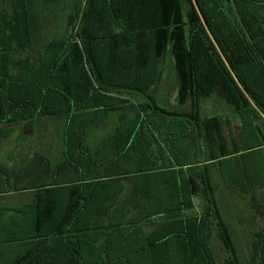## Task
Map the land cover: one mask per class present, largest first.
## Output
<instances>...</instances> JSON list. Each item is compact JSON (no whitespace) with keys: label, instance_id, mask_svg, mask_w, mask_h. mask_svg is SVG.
<instances>
[{"label":"trees","instance_id":"trees-1","mask_svg":"<svg viewBox=\"0 0 264 264\" xmlns=\"http://www.w3.org/2000/svg\"><path fill=\"white\" fill-rule=\"evenodd\" d=\"M169 56L181 110L159 88ZM44 118L60 158L0 170V195L24 196L0 205V264H264V225L244 254L217 203L229 190L264 223V0H0V168L12 128Z\"/></svg>","mask_w":264,"mask_h":264},{"label":"rangeland","instance_id":"rangeland-1","mask_svg":"<svg viewBox=\"0 0 264 264\" xmlns=\"http://www.w3.org/2000/svg\"><path fill=\"white\" fill-rule=\"evenodd\" d=\"M71 19L66 22V27L71 31L72 29V17ZM55 30V28H54ZM60 32L65 31V23L60 26L59 28ZM172 56V55H171ZM169 56V59L164 65V71L161 75L162 82L161 84H165L167 87H170V90L168 91V98H167V105L172 110H181L182 109V103L178 99V94L180 93L179 90L174 89L175 81H176V75L174 71V60L173 57ZM217 100V98H216ZM211 102V101H210ZM208 107L201 108L202 115L205 114L203 112H206V115L211 116L214 112H225V106H221L217 103L214 105ZM214 110V111H213ZM201 115V116H202ZM116 120L112 121L109 120L106 122V124L97 129L96 127H92L88 133V140L93 143V145L98 146L101 143V140L106 137L112 128L115 126ZM234 125V126H233ZM232 127L222 129V136H223V142L226 144H231L232 140L230 138H236L237 142L241 143V136H240V128L236 127L235 124H233ZM62 129V121L57 119H49L44 118L42 120H39L34 123L33 125V133L32 134H24L25 130L21 125H16L12 128L13 132L11 137L7 138L3 142L2 151H1V160L5 164V166H2L0 168L1 171L7 172L8 168L16 167V163H20V161L24 159L27 160L26 157L29 155H33L35 153H40L44 156H47L49 158L59 159L60 153H61V146H60V133ZM236 147H238L236 145ZM239 149V148H237ZM219 152V150L215 151ZM261 157L264 161V150H262ZM249 157V156H248ZM247 161V157L245 158H235L233 161H231V164L235 166L237 169L240 168L242 170V165H244V162ZM35 171H32L33 173ZM30 175H27V177ZM219 183V182H218ZM224 190V189H223ZM226 192V196L229 197L228 201H222L217 202L219 205V208L222 213H224V217L230 222L231 225H235L236 231V245L238 248H240L241 252L250 251V234L248 233L249 229H252L251 222L254 220V218H257L258 221L256 222L257 227H263V219L260 218L261 216L254 217L249 214L248 211V203L246 202V199L244 202H240V199H236V197H232L230 195L229 190H224ZM232 194V193H231ZM255 197H258L259 199L264 200V187L262 189H259ZM24 199L23 194H2L0 195V205H10L18 201H22ZM221 199V198H220ZM243 201V200H242ZM194 204L196 205L197 209H193V212H196L200 214L202 212V209L199 205V200L197 198L193 199ZM259 202H262L259 200ZM264 213V212H263ZM256 216V215H255ZM239 222V223H238ZM215 222L212 223V228L214 227ZM250 231V230H249ZM212 234H216L214 230L212 231ZM219 241H212L211 245L215 246L216 248L219 247ZM218 254L220 256H223L222 251H218ZM245 254V253H244ZM220 259V263L222 261L223 257H218ZM219 263V261H218Z\"/></svg>","mask_w":264,"mask_h":264},{"label":"crops","instance_id":"crops-1","mask_svg":"<svg viewBox=\"0 0 264 264\" xmlns=\"http://www.w3.org/2000/svg\"><path fill=\"white\" fill-rule=\"evenodd\" d=\"M163 87H167V86H163V83L159 86V88H163ZM194 209H197V207H196V205L194 204ZM154 223V222H153ZM149 224V225H147L146 227H145V232L146 233H151V232H153V231H155L156 230V228H158V227H156V226H154V224ZM213 231V230H212ZM211 240L213 241H216L217 242V237H216V234H212V236H211ZM219 248V247H218ZM222 251L223 252V256H220V254H218V251ZM243 253H246V252H243ZM214 254H215V256H216V254H217V257H223L224 259H226L227 258V253H226V251L225 250H223L222 248H219L218 250H216V249H214ZM158 256H164V257H166V256H168V255H170V253L169 252H160V253H158L157 254ZM217 264H223V261H221V263H220V260H219V263L217 262Z\"/></svg>","mask_w":264,"mask_h":264}]
</instances>
